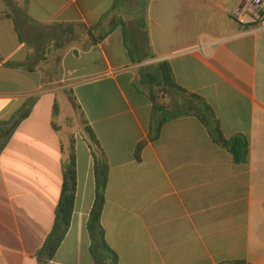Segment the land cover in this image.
<instances>
[{
  "label": "crops",
  "instance_id": "obj_1",
  "mask_svg": "<svg viewBox=\"0 0 264 264\" xmlns=\"http://www.w3.org/2000/svg\"><path fill=\"white\" fill-rule=\"evenodd\" d=\"M115 2L29 0L26 9L25 0L0 1V14L12 16L0 20V121L37 99L1 158L0 264H38L72 145L75 208L51 264H95L87 228L94 157L84 119L110 165L102 221L119 264H264V36L232 19L243 0H140L145 20L133 34L126 25V42L123 26L114 28L122 0L101 26L112 31L102 42L82 33L64 51L43 45L50 27L98 25ZM164 62L187 93L177 97H201L224 137L249 139L247 163L236 164L190 115L171 119L150 141L153 103L142 71ZM64 92L81 108L80 126L67 119L66 131L58 121Z\"/></svg>",
  "mask_w": 264,
  "mask_h": 264
},
{
  "label": "trees",
  "instance_id": "obj_2",
  "mask_svg": "<svg viewBox=\"0 0 264 264\" xmlns=\"http://www.w3.org/2000/svg\"><path fill=\"white\" fill-rule=\"evenodd\" d=\"M122 0H116L113 8L103 17L101 23L94 26L85 24L79 25H56L50 27V31L54 35L53 46L55 51H64L72 44L73 41L80 38L82 35H87L93 41V44L102 42L112 31L108 33L102 32L101 26L105 20L118 13ZM29 0H25V8L27 9ZM9 13L0 14V20L11 19ZM122 25L124 32L126 31V23L120 17L114 28ZM81 31V33H79ZM125 40L127 42V33L125 32ZM148 41V39H147ZM45 51V50H44ZM57 64L61 62V56L56 58ZM0 63L3 61L0 59ZM8 66L20 67V64H5ZM156 72L142 71V82L150 87L149 97L153 103L152 125L150 128L149 139L155 142L160 137L163 125L174 118H179L183 115L197 117L202 123L211 130L212 137L216 143L226 149L233 157L236 164H245L249 161L250 142L249 139L242 134L235 135L227 139L221 132L219 122L212 108L207 102L199 96L187 95V102L183 111H171L163 103L168 96L174 92L183 91L175 82L172 69L169 64L161 63L157 66ZM37 102L36 98L30 99L25 105L15 113L10 119L0 121V164L1 158L8 147L13 135L18 127L28 119ZM75 108L81 111L80 106L73 99ZM59 105L55 104L54 117L59 115ZM83 119V118H82ZM85 132L88 137V143L92 149L94 157V175L96 185V199L91 210L87 223L88 232L91 239V254L95 264H119V256L109 245L106 237V230L103 225V212L106 204V192L108 189L110 165L106 154L104 153L101 144L95 133L88 126L84 119ZM146 143L138 145L136 156L138 160L141 158V153ZM63 185L59 204L55 212V221L53 228L48 235L43 247L37 252L38 264H51L56 253L64 242L66 235L71 227L72 217L76 202L77 192V165L75 147L70 148L69 157L63 165Z\"/></svg>",
  "mask_w": 264,
  "mask_h": 264
},
{
  "label": "rangeland",
  "instance_id": "obj_3",
  "mask_svg": "<svg viewBox=\"0 0 264 264\" xmlns=\"http://www.w3.org/2000/svg\"><path fill=\"white\" fill-rule=\"evenodd\" d=\"M0 1H5L6 4H8L13 0ZM139 2L140 0H127L125 5H123V10L119 11L118 13V17L125 21L132 34L137 30V28L140 27V24L145 20L144 5L139 4ZM45 32L46 33L44 35L43 45L50 44L49 46H51L55 37L50 30H46ZM53 54L55 53L52 52L51 55ZM168 97L169 100L166 102V105L168 106V108H170V110L183 111L185 109V102L188 99L187 96H185V101L182 98L177 97L173 92ZM58 100L62 107V115L58 120L59 123L65 128V122L68 119L74 126L73 129L78 128L80 126L79 116L72 103L69 101V94L65 92L61 93L58 97ZM66 130L67 128H65V131Z\"/></svg>",
  "mask_w": 264,
  "mask_h": 264
},
{
  "label": "built area",
  "instance_id": "obj_4",
  "mask_svg": "<svg viewBox=\"0 0 264 264\" xmlns=\"http://www.w3.org/2000/svg\"><path fill=\"white\" fill-rule=\"evenodd\" d=\"M231 17L252 32L264 36V0H243Z\"/></svg>",
  "mask_w": 264,
  "mask_h": 264
}]
</instances>
